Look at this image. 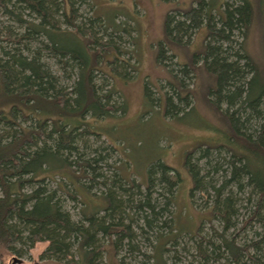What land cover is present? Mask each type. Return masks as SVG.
Listing matches in <instances>:
<instances>
[{
	"label": "trees",
	"instance_id": "obj_1",
	"mask_svg": "<svg viewBox=\"0 0 264 264\" xmlns=\"http://www.w3.org/2000/svg\"><path fill=\"white\" fill-rule=\"evenodd\" d=\"M194 3L166 13L157 61L168 116L193 108L186 83L198 60L214 82L207 99L223 126L185 158L208 232L203 221L179 229L172 166L159 159L140 182L122 158L108 161L120 152L99 122L126 110L111 76L126 79L131 65L121 52L133 49L119 45L135 42L127 22L106 21L92 3L85 13L84 0H0V264L40 241L39 260L53 264H264V0ZM256 19L261 60L246 48ZM202 25L203 51L178 62L171 44Z\"/></svg>",
	"mask_w": 264,
	"mask_h": 264
},
{
	"label": "rangeland",
	"instance_id": "obj_2",
	"mask_svg": "<svg viewBox=\"0 0 264 264\" xmlns=\"http://www.w3.org/2000/svg\"><path fill=\"white\" fill-rule=\"evenodd\" d=\"M212 1H216L215 4L225 2V0ZM250 2L253 8H257L259 0H250ZM91 3L95 12L106 21L127 22L125 29H128L135 41L132 43L127 40L126 43H119L120 49L124 51L133 49L131 53L121 52L122 57L127 59L129 65H132L126 71V79L121 76H111L115 88L120 90L126 103V110L117 118L109 117L99 122L103 138L120 152L119 154L113 153L108 161L119 167L122 165L120 163L122 158L128 165L124 173L127 171L126 174L129 177L132 176L140 182L147 181L146 172L149 164L160 159L172 166L181 178L173 203L179 229L195 231L203 220L209 219L210 211L199 210L201 206V208L205 206L198 194L196 195L197 206L194 207L191 203L189 190L192 186V179L186 169L185 158L186 153L195 149L197 145L214 141L216 130L223 126L218 111L213 109L207 99L208 87L214 82L212 77L206 74L204 68L199 66L201 62L198 60L197 68L194 70L195 77H189L186 83L190 89L189 99L193 108L179 117L168 116L163 93L169 92V83L166 81L169 76L163 64L157 61L160 43L165 37L166 13L168 11L171 14L175 13L174 10L177 7L189 8L195 4L194 0H84L87 14H90ZM206 33L207 27L202 25L190 37L188 44L181 46L171 44V50L176 54L175 59L178 62H190L194 52L203 51ZM247 36L246 48L249 54L254 59L261 60L259 20H253ZM175 59L169 62L171 68L177 66V63H174ZM146 84L150 89V97L146 95L144 89ZM212 127L217 128L215 133ZM103 138L101 136L106 144ZM77 204L75 202L76 209L73 208L75 213L79 206ZM203 222L202 229L208 232L212 222ZM46 245L40 241L29 250L28 256L15 257L11 259L10 264H53L38 258ZM105 259L107 260L108 257L105 256ZM107 261L111 263L113 259L109 258ZM156 264H161V262L156 261Z\"/></svg>",
	"mask_w": 264,
	"mask_h": 264
}]
</instances>
